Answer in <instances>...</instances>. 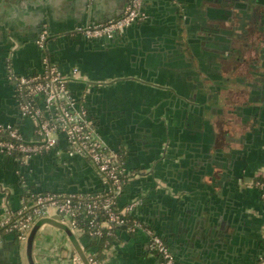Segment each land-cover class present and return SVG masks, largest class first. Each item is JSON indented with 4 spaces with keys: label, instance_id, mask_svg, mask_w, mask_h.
<instances>
[{
    "label": "crops",
    "instance_id": "obj_1",
    "mask_svg": "<svg viewBox=\"0 0 264 264\" xmlns=\"http://www.w3.org/2000/svg\"><path fill=\"white\" fill-rule=\"evenodd\" d=\"M128 1L0 0V124L37 135L36 121L20 110L11 73L42 71L37 37L45 26L51 58L64 71L80 69L69 86L97 134L135 173L119 206L138 200L133 215L161 233L178 264H261L264 44L260 22L251 18L264 16V0H142L145 18L113 39L78 33L80 25L120 15ZM256 58L263 69L252 73L248 65ZM66 146L62 133L59 152L22 158L0 151V219L7 207L19 210L30 191L104 190L93 161L67 154ZM200 218L217 240L209 250L195 235L185 240ZM37 224L35 264H91V253L98 264L158 261L147 234L128 225L100 247L56 211L38 217L30 232ZM26 250L17 232L4 233L0 264H14L18 253L19 263L29 264Z\"/></svg>",
    "mask_w": 264,
    "mask_h": 264
},
{
    "label": "built area",
    "instance_id": "obj_2",
    "mask_svg": "<svg viewBox=\"0 0 264 264\" xmlns=\"http://www.w3.org/2000/svg\"><path fill=\"white\" fill-rule=\"evenodd\" d=\"M144 18L142 0H129L120 15L80 25L77 31L86 39L112 37ZM48 37L49 29L43 26L37 37V44L43 54L41 72L11 73L20 110L36 121L37 135L28 138L18 126L0 124V151L22 158L55 149L59 152L57 146L60 134L63 133L67 139L65 152L85 156L93 161L105 188L92 194L30 191L22 198L19 210L13 211L7 207L6 214L0 219V242L4 233L11 231H17L20 239L26 241L34 221L56 211L62 223L73 232L92 239L105 234L112 236L121 225H128L133 231H142L147 234L152 251L158 254L156 264H178L173 250L161 233L133 215L138 200L119 206V196L129 175L135 173L127 172L121 153L111 149L97 134L84 101L77 98L69 86V81L80 74L79 67L64 71L50 56ZM257 185L264 196V179H260ZM89 260L91 264H98L96 253H91ZM260 260L264 264V255Z\"/></svg>",
    "mask_w": 264,
    "mask_h": 264
},
{
    "label": "water",
    "instance_id": "obj_3",
    "mask_svg": "<svg viewBox=\"0 0 264 264\" xmlns=\"http://www.w3.org/2000/svg\"><path fill=\"white\" fill-rule=\"evenodd\" d=\"M118 15V14H117ZM117 15H115V16H108V18H102V20L101 21H104V20H107V19H109V18H111V17H116ZM140 20H138V21H136V22H139ZM136 22H134V23H136ZM131 26V25H130ZM127 29H128V27L126 28V30L125 31H127ZM119 34V33H118ZM113 37L114 36H112V37H110V36H104V37H102V38H98V39H101V40H104V39H113ZM16 155V154H15ZM204 221H205V219H203V218H200V220H199V223H201L200 224V226H196V224L195 225H192L191 224V228H188V230H187V236H186V239L185 240H187V242H191V240H193V237H194V235L196 236V237H198V238H202L203 239V245H201V246H205V245H207L206 247H204L203 249L204 250H207L208 249V247H209V249H211V248H213V247H215L216 246V243H217V240L216 239H214V237H211L212 236V233L210 232V235H209V231L207 232L206 230H205V225H204ZM65 225V224H64ZM38 226H39V224H37L36 226H34L33 227V229H32V231L30 232V234H29V236H28V239H27V259H28V262H29V264H35V260H34V257H33V240H34V236H35V233H36V231H37V228H38ZM67 226V225H66ZM68 227V226H67ZM193 227H194V229H193ZM69 228V227H68ZM195 230L197 231L198 230V233L196 234L195 233ZM15 232H17V231H15ZM18 233V232H17ZM201 233V234H200ZM186 246V243H185V241H183L182 242V244L180 245V247H183L184 245ZM195 244V243H194ZM218 246V245H217ZM179 247V246H178ZM199 245H197V244H195V247L194 248H196V249H199ZM208 249V250H209ZM18 250L20 251L21 250V245H20V243H19V245H18ZM21 256V255H20ZM20 256H19V253H18V256L16 257V260L14 261V264H20L19 262H21L20 261ZM16 262H18V263H16Z\"/></svg>",
    "mask_w": 264,
    "mask_h": 264
},
{
    "label": "flooded vegetation",
    "instance_id": "obj_4",
    "mask_svg": "<svg viewBox=\"0 0 264 264\" xmlns=\"http://www.w3.org/2000/svg\"><path fill=\"white\" fill-rule=\"evenodd\" d=\"M246 18H247V16H245ZM255 18H251V21L253 22H260L259 23V31H261V33H262V39L260 40L261 42H259V43H261V44H264V16L262 15V16H260V18H257L258 20H254ZM230 34H233V33H230ZM260 36H261V34H260ZM261 38V37H260ZM230 40H232L233 38L232 37H230L229 38ZM234 40V39H233ZM231 51H234V50H232L231 49ZM263 57H264V49H263ZM262 59V58H261ZM264 59V58H263ZM253 60V61H252ZM251 60V64H249L248 66H249V69H250V71L253 73V71L255 72L256 71V73H258L259 71H261L263 68H262V65H260V63L258 62L259 61V58H256V59H252ZM254 61H256V62H254ZM262 62H264V61H262ZM248 68V67H247ZM241 78V77H240ZM216 81V80H215ZM223 81H227V80H223ZM219 80L218 81H216V83L218 84L217 86H219L220 84H219ZM246 82H248V81H246ZM223 83V82H222ZM222 83H221V85H222ZM250 86L251 87H254V85H255V83L256 82H254L253 80H251L250 82ZM264 87V86H263ZM260 91H262V93L264 94V92H263V90H260ZM257 106V105H256ZM252 109H254V108H252Z\"/></svg>",
    "mask_w": 264,
    "mask_h": 264
},
{
    "label": "trees",
    "instance_id": "obj_5",
    "mask_svg": "<svg viewBox=\"0 0 264 264\" xmlns=\"http://www.w3.org/2000/svg\"><path fill=\"white\" fill-rule=\"evenodd\" d=\"M260 179H264V178H260ZM120 227H122V225H121V226H118L117 228H120ZM111 237H112L111 235L105 234V235H103L102 237H100V238H98V239H95V240L99 242L100 247H101V246L104 247V246L106 245V242H107L108 240H110Z\"/></svg>",
    "mask_w": 264,
    "mask_h": 264
}]
</instances>
